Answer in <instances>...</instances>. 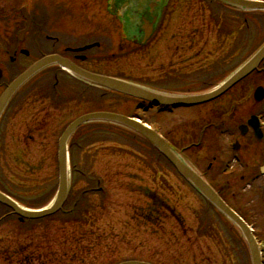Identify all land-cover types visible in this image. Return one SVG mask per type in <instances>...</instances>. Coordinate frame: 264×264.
Segmentation results:
<instances>
[{"label": "flooded vegetation", "instance_id": "af4514ba", "mask_svg": "<svg viewBox=\"0 0 264 264\" xmlns=\"http://www.w3.org/2000/svg\"><path fill=\"white\" fill-rule=\"evenodd\" d=\"M206 13L207 20L201 22ZM26 20H29L27 31ZM241 24L242 31H220L216 45L212 39L210 0H0V97L21 74L46 56H59L84 72L113 78H121L110 71L120 62L121 55L142 56L146 62L147 86L186 94L212 91V86L225 76L212 83L213 67L219 71L232 65L229 50L240 34L242 47L251 51L264 43L262 19H251L246 13ZM252 31L257 32L255 36L250 35ZM212 42L217 49L212 50ZM261 74H264V62L258 69L257 75ZM255 77L259 76L252 75L215 101L194 108L196 111L191 116L182 112L192 109L173 110L169 114L167 109L162 111L137 102L142 111L165 116V124L177 117L178 140L173 139L176 135L169 129L164 132L170 145L226 206L254 229L259 216L255 204L264 202V102L254 101L257 82L251 81ZM172 83L181 84L182 88L169 89ZM89 93L88 84L57 65L24 83L0 114V165L7 163L9 150L19 154L32 141V136H38L41 126L46 128L47 123L63 113L70 116L77 107H82L79 102L87 101ZM91 93H95L93 104L99 105L104 91L96 89ZM223 116L226 120L218 121ZM251 117L258 120L257 131L248 126ZM240 127H244V133ZM84 128L78 131L83 132ZM208 133L211 139L207 140L209 151L205 158H192L195 151L205 149L203 138ZM17 155L13 162L21 161ZM183 189L201 200L204 207L201 214L195 212L196 219L193 204L183 197L185 211L178 214L179 226L193 220L196 229L203 228L213 212L222 226L227 224L236 230L187 184L184 183ZM8 217L6 210L3 215L6 224ZM200 218L203 224L199 223ZM213 225L212 221V229ZM6 254L3 264H29L32 260L24 245L11 254L7 248ZM37 257L35 264H55V257L44 260Z\"/></svg>", "mask_w": 264, "mask_h": 264}, {"label": "rangeland", "instance_id": "374dc122", "mask_svg": "<svg viewBox=\"0 0 264 264\" xmlns=\"http://www.w3.org/2000/svg\"><path fill=\"white\" fill-rule=\"evenodd\" d=\"M216 9L221 18L217 20L218 16L214 18L212 14V39L217 45L220 29L235 28V21L241 17L234 12ZM205 16L201 22L207 20L208 14ZM254 33L257 32L253 31L250 35ZM215 47L212 42V50L217 49ZM250 51L239 48L232 65L223 66L219 71L213 67L216 72L213 71L212 83L220 81L221 76L239 65L237 63L242 62ZM216 55H212V60ZM141 57L121 55L120 62L110 71L121 78L147 84L144 72L146 62ZM223 65H226L225 61ZM256 76L259 77L251 83L264 84V74ZM175 85L172 83L171 87L182 88L181 84ZM123 97L106 92L103 103L100 101L99 105H95L92 102L95 99L90 94L87 101L79 102L82 107L75 110L89 113L101 108L119 115L140 116L160 134L164 135L169 129L176 135L173 139L178 140L177 117L170 118V123L165 124V116L152 113L141 116L134 102ZM195 111L187 110L182 114L191 116ZM71 114L63 113L59 115L61 119H53L46 128L41 126L42 132L32 136V141L19 154L9 150L7 163L0 165V190L31 207L38 208L51 201L57 185V140L76 115L75 112ZM223 119L226 120V117L218 118V121ZM84 127L83 132L79 131L73 137L69 150L70 168L74 171L70 178L71 200L74 196L83 197L86 194L80 213L68 223H63L58 215L36 222L34 228L32 226L31 230L23 232L18 231L15 223L0 225V264L7 257V254L4 255L6 249L11 254L19 245H24L26 254L32 257L29 264H35L37 256L39 260L55 257V264H118L134 259L154 264H251L238 233L227 224L222 226L213 212L203 228L196 229L193 220L183 227L179 226L178 214L185 211L182 208L183 197L193 204L194 216L198 211L201 214L204 206L201 200L184 192L181 178L142 139L108 124H88ZM24 134L29 137L26 132ZM210 136L211 133L203 136L205 149L195 151L191 154L192 158H205ZM16 155L21 157V161H12ZM255 208L259 211L254 222L256 232L264 241V202L256 203ZM200 220L199 223L203 224V219Z\"/></svg>", "mask_w": 264, "mask_h": 264}, {"label": "water", "instance_id": "95a60500", "mask_svg": "<svg viewBox=\"0 0 264 264\" xmlns=\"http://www.w3.org/2000/svg\"><path fill=\"white\" fill-rule=\"evenodd\" d=\"M222 4L231 6L236 9L243 11H264V3L260 2H247L244 0H216ZM264 59V46L251 58V60L245 64L240 70H238L228 81H226L222 86L207 95L201 96H189V97H179V96H168L158 93H154L148 89L135 86L120 80L94 76L77 70L75 67L71 66L67 61H64L58 57H47L39 61L31 69H29L23 76H21L5 93L0 99V112L2 111L7 100L15 89L20 86L31 75L42 70L43 68L58 64L61 68L66 69L68 72L74 73L81 79L86 80L90 84H94L103 87L107 90L114 91L135 99L148 101L158 105L173 106V107H185L194 106L198 104L205 103L210 100H214L233 85L238 83L240 80L248 76L252 71H254L258 64ZM263 97V92L256 93V98L260 100ZM92 121H105L114 123L126 128H129L138 134L146 138L153 147L158 151V153L166 159L169 164L175 169V171L183 178L196 192H198L204 199H206L213 207H215L221 214L230 219L242 233L251 258L252 264H260V257L257 250V246L251 237L249 230L245 225H243L234 214L224 205V203L217 197V195L211 190V188L202 181V179L190 169L179 157L178 155L158 136L155 132L149 130L148 128L140 125L134 120L128 119L126 117L107 114V113H97L90 114L79 118L73 122L62 134L58 142V189L57 194L53 202L47 207L40 211H29L25 210L8 197L0 193V204L10 208L15 215H17L20 220H37L45 217L52 216L56 214L64 204L67 192H68V160H67V149L66 144L69 138L72 136L74 131L84 123ZM122 264H146L140 262H127Z\"/></svg>", "mask_w": 264, "mask_h": 264}, {"label": "trees", "instance_id": "16d2710c", "mask_svg": "<svg viewBox=\"0 0 264 264\" xmlns=\"http://www.w3.org/2000/svg\"><path fill=\"white\" fill-rule=\"evenodd\" d=\"M155 154H157L155 151H154ZM158 157H160L158 154H157ZM161 158V157H160ZM84 199V196L83 197H80V196H74L73 199L71 201H77L76 204H72L71 207H66L63 211V213L61 214V220L63 221V223H68L70 222V220H75V216L78 215L77 213H80L79 210L80 207H81V202L82 200ZM25 205H27L28 207H31L29 204L27 203H24ZM73 208V209H71ZM71 209V210H70ZM13 220V216L9 213V217L7 219V221L10 223L11 221ZM27 224H31V223H27Z\"/></svg>", "mask_w": 264, "mask_h": 264}]
</instances>
